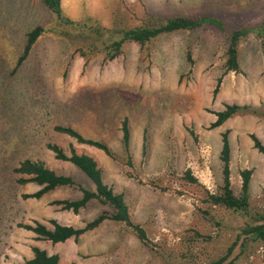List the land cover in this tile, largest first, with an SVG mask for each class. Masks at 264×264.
Segmentation results:
<instances>
[{
    "label": "rangeland",
    "instance_id": "obj_1",
    "mask_svg": "<svg viewBox=\"0 0 264 264\" xmlns=\"http://www.w3.org/2000/svg\"><path fill=\"white\" fill-rule=\"evenodd\" d=\"M61 7L71 20L112 33L91 51L81 27L60 25L43 0H0V264H21L31 257L32 246L58 254L63 264H203L199 253L205 248L220 254L244 221L209 202L208 192L222 186V134L228 131L232 189L239 194L240 174L251 169L250 203L264 209V156L249 137L264 144V118L245 114L219 128L210 125L226 104H264V38L249 34L240 41L237 73L224 71L227 38L211 24L162 35L144 46L125 43L113 60L105 49L120 38L112 30L138 27L151 14L210 16L227 31L257 24L264 20V0H61ZM37 26L46 31L18 67L26 34ZM63 31L77 43L68 42ZM123 119L130 129L131 167L53 130L71 126L120 154ZM49 142L67 155L72 147L96 160L104 182L124 195L133 222L146 233L145 243L114 222L86 232L78 242L55 245L18 227L34 222L51 227L48 220H56L82 228L106 209L96 200L77 214L52 204L81 197L66 187L40 199L23 198L39 189L16 182L13 167L24 159L41 160L94 190L72 164L54 158L45 146ZM187 172L197 181L190 182ZM194 231L216 238L208 247L196 242L193 256H182ZM254 250L239 256L238 264H264V250L258 245Z\"/></svg>",
    "mask_w": 264,
    "mask_h": 264
},
{
    "label": "trees",
    "instance_id": "obj_2",
    "mask_svg": "<svg viewBox=\"0 0 264 264\" xmlns=\"http://www.w3.org/2000/svg\"><path fill=\"white\" fill-rule=\"evenodd\" d=\"M43 5L54 15L56 21L60 25L71 28L81 27V34L87 36L88 47L91 51L98 50L97 44L100 39L106 34L112 33L98 26H87L86 24L71 20L63 14L61 0H43ZM203 24L215 26L217 30L227 38L225 63L223 64L225 72L237 73L239 71L238 45L243 38L249 34L264 38V20L257 24H249L236 30L227 31L222 21L210 16L193 19L181 16L151 14L147 15L145 22L138 27L127 30H112L114 33H119L120 38L114 39L106 46L107 58L109 60L115 59L121 52V48L125 43H135L139 46H144L162 35L177 31L194 30ZM45 31V28L37 26L27 32L24 48L17 60L18 67L29 57L33 47L36 45L39 38L44 35ZM62 34L72 45L77 43L72 42V37L69 32L63 31ZM214 92L216 94V89ZM245 114L264 118V104L261 103L257 107L247 104H226L222 111L214 112L216 119L210 125V129L219 128L227 120ZM53 130L56 133L73 138L78 144L87 145L102 151L112 160H120L129 167L133 164L130 155L131 136L127 119H123L120 122V154L115 153L107 144L103 143L98 138H87L71 126L56 125L53 127ZM249 137L252 141L253 148L264 156V144L254 134H250ZM45 146L46 149L54 154L56 160L68 162L84 174L94 185V190L89 189L82 183L76 182L71 176L56 173L41 160L24 159L13 167V173L18 176L16 182L20 185L34 184L38 186L39 189L32 194L23 195V198L40 199L50 191L66 187L78 190L81 197L76 200H56L53 201L52 204L61 206L62 209L71 210L73 213L77 214L79 210L84 208L89 202L96 200L100 205L106 207V209L93 220L87 222L82 228L62 225L56 220H48L51 227L40 222H34L33 225L19 223L18 227L31 232L37 241H47L55 245L64 243L70 239L78 242L80 237L86 232L97 229L105 222H114L123 224L134 233L141 242L145 243L147 241L144 229L133 222L124 195L115 192L112 186L104 182L102 170L93 157L87 154H78L72 147L69 149L70 154L67 155L61 146L52 142L46 143ZM145 155L146 136L144 135L142 141V156ZM230 155L231 146L228 139V131H226L222 134V148L220 152L222 186L215 193L208 192L209 202L213 207L222 208L233 215L244 218V221L237 229L238 232L235 235V239L225 247L220 254L211 255L207 252V248H205V251L199 253L203 255V257L205 256L203 264H238L239 256L245 254L250 256L253 254L255 245H258V247L264 250V209L252 207L250 203L249 186L252 170L245 169L241 172L240 192L238 195L235 194L230 181ZM187 177L190 182L197 181L195 177H189V172H187ZM189 237L187 238L189 244L186 247V252L182 253V256H190V254L193 256V248L196 242L205 243V246L208 247V244H211L216 238L210 234L204 236L195 231L192 237ZM251 248L252 250L250 251ZM30 249L32 257L25 259L21 264H63L58 254L49 255L47 251L37 246H32ZM70 264L75 263L72 262Z\"/></svg>",
    "mask_w": 264,
    "mask_h": 264
},
{
    "label": "crops",
    "instance_id": "obj_3",
    "mask_svg": "<svg viewBox=\"0 0 264 264\" xmlns=\"http://www.w3.org/2000/svg\"><path fill=\"white\" fill-rule=\"evenodd\" d=\"M31 257H32V255H31ZM31 257H30V258H31Z\"/></svg>",
    "mask_w": 264,
    "mask_h": 264
}]
</instances>
